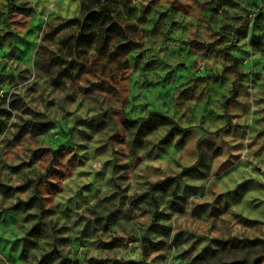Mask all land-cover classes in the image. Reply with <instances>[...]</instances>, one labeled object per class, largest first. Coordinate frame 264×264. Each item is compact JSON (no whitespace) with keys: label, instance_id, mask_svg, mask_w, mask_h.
<instances>
[{"label":"rangeland","instance_id":"obj_1","mask_svg":"<svg viewBox=\"0 0 264 264\" xmlns=\"http://www.w3.org/2000/svg\"><path fill=\"white\" fill-rule=\"evenodd\" d=\"M0 122V264H264V0H0Z\"/></svg>","mask_w":264,"mask_h":264},{"label":"trees","instance_id":"obj_2","mask_svg":"<svg viewBox=\"0 0 264 264\" xmlns=\"http://www.w3.org/2000/svg\"><path fill=\"white\" fill-rule=\"evenodd\" d=\"M91 15H93L94 18H97V17H100L101 14H99L97 12H92ZM86 20H88V17H86ZM89 40H90V38H89ZM107 42H108V38L105 39L104 45L107 44ZM98 43H99V40H98ZM235 94H236V91L233 90L232 93L224 100V106L227 105L229 99L231 97H234ZM10 107L12 109H15V108H19V105H17V103L14 101V102L10 103ZM5 113L10 114V111L7 110V111H5ZM28 122H29L30 127L36 133L46 132L47 130H49L53 126L52 122L48 121V120L41 121V120H35V119L32 118V119L28 120ZM157 123L168 125V129L166 130V132H165V134H164V136L162 138V141L165 142V143L169 142V140L174 136V131H178L180 133V136L176 140L177 143H180L186 136L187 128H183V127L179 126L169 116L159 115V117L157 119ZM0 128H1V122H0ZM216 131H219V130H216ZM187 171H188V168L187 167H183L178 174H176L174 176H167V177H165V179H175V180H177L182 175H184ZM154 183H156V182H153V183L149 184L148 190L151 189V187L153 186ZM176 183H175V185H176ZM155 216L156 215H154V218H155ZM224 264H233V263H224Z\"/></svg>","mask_w":264,"mask_h":264}]
</instances>
